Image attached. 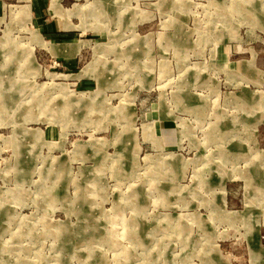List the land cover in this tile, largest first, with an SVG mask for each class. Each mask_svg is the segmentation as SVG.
I'll use <instances>...</instances> for the list:
<instances>
[{
  "label": "rangeland",
  "instance_id": "1",
  "mask_svg": "<svg viewBox=\"0 0 264 264\" xmlns=\"http://www.w3.org/2000/svg\"><path fill=\"white\" fill-rule=\"evenodd\" d=\"M0 264H264V0H0Z\"/></svg>",
  "mask_w": 264,
  "mask_h": 264
},
{
  "label": "bare ground",
  "instance_id": "2",
  "mask_svg": "<svg viewBox=\"0 0 264 264\" xmlns=\"http://www.w3.org/2000/svg\"><path fill=\"white\" fill-rule=\"evenodd\" d=\"M243 10V9H242ZM246 13V12H245Z\"/></svg>",
  "mask_w": 264,
  "mask_h": 264
}]
</instances>
